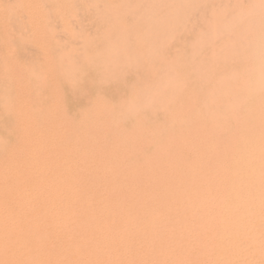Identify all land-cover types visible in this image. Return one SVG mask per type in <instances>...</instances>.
Here are the masks:
<instances>
[{
	"label": "rangeland",
	"instance_id": "1",
	"mask_svg": "<svg viewBox=\"0 0 264 264\" xmlns=\"http://www.w3.org/2000/svg\"><path fill=\"white\" fill-rule=\"evenodd\" d=\"M179 1L0 0L3 172L29 182L145 181L182 129L176 108L264 39V0ZM195 68L210 72L205 86Z\"/></svg>",
	"mask_w": 264,
	"mask_h": 264
},
{
	"label": "bare ground",
	"instance_id": "2",
	"mask_svg": "<svg viewBox=\"0 0 264 264\" xmlns=\"http://www.w3.org/2000/svg\"><path fill=\"white\" fill-rule=\"evenodd\" d=\"M256 41L249 55L234 53L229 72L219 62L226 72L198 101L176 108L182 129L141 183L14 181L0 168V264H264V39Z\"/></svg>",
	"mask_w": 264,
	"mask_h": 264
}]
</instances>
